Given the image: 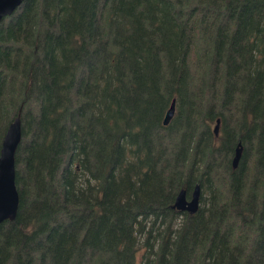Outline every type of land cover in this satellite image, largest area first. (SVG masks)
Here are the masks:
<instances>
[{"label": "trees", "instance_id": "obj_1", "mask_svg": "<svg viewBox=\"0 0 264 264\" xmlns=\"http://www.w3.org/2000/svg\"><path fill=\"white\" fill-rule=\"evenodd\" d=\"M16 116L0 264H264V0H22L0 22V141ZM195 183L209 208L171 209Z\"/></svg>", "mask_w": 264, "mask_h": 264}, {"label": "water", "instance_id": "obj_2", "mask_svg": "<svg viewBox=\"0 0 264 264\" xmlns=\"http://www.w3.org/2000/svg\"><path fill=\"white\" fill-rule=\"evenodd\" d=\"M22 0H0V20L9 15ZM174 113V101L172 100L167 108L162 124L168 123ZM219 119H215L213 133L216 134ZM20 119L14 117L9 122L0 144V223L4 220H13L17 210L18 194L14 183V153L20 142ZM241 146L237 142L230 160V165L234 169L239 162ZM200 197V187L196 183L189 194L186 196L185 188H180L176 193L171 208L176 211H186L194 213L198 209ZM264 206V203H263Z\"/></svg>", "mask_w": 264, "mask_h": 264}, {"label": "rangeland", "instance_id": "obj_3", "mask_svg": "<svg viewBox=\"0 0 264 264\" xmlns=\"http://www.w3.org/2000/svg\"><path fill=\"white\" fill-rule=\"evenodd\" d=\"M201 120H202V123H203V119L202 118L198 119L197 121H201ZM214 123L215 122H214V118H213V119L207 121L206 124H207L208 128L211 130L213 128V126H214ZM218 131H219V135H220L219 126H218V129H217V133H218ZM20 140H21V138H20ZM26 142H29V141L27 140ZM161 143H166V140H161ZM218 144H219V141L217 140L211 146V148H212L211 150H213L211 157H212L213 162L215 160V162L221 163L222 155H221L220 151L218 150ZM193 146H194V148H196V145L193 144ZM245 149H247L246 152H245V156L242 157V155H240L239 162L242 161L243 169L245 171H248L249 169L253 168V156L251 154H249L250 148L248 149V145L243 150H245ZM175 150H180V147H178V149H175ZM231 156L232 155L229 156L228 160H230ZM211 172L216 173L218 176H220V173L222 171L218 170L217 168H214ZM205 179H206L205 177H202L203 181H205ZM252 179H253L252 177H249L246 180V182L247 183H251ZM194 181L197 182V178H195ZM214 182H215V179H214ZM199 186L201 188L202 194L200 196V202L198 204V208L199 209L201 208L203 210L204 209L207 210L209 208V206H210V204H209V202H210L209 190L207 188H205L204 186H202V185H199ZM249 190H250L249 187H247V192H249ZM254 191L259 196V194L261 192V189L257 187ZM223 206H225V205L224 204L218 205V207H223Z\"/></svg>", "mask_w": 264, "mask_h": 264}, {"label": "bare ground", "instance_id": "obj_4", "mask_svg": "<svg viewBox=\"0 0 264 264\" xmlns=\"http://www.w3.org/2000/svg\"><path fill=\"white\" fill-rule=\"evenodd\" d=\"M20 138H21V136H20ZM17 148V147H16ZM182 212H186V211H182Z\"/></svg>", "mask_w": 264, "mask_h": 264}, {"label": "flooded vegetation", "instance_id": "obj_5", "mask_svg": "<svg viewBox=\"0 0 264 264\" xmlns=\"http://www.w3.org/2000/svg\"><path fill=\"white\" fill-rule=\"evenodd\" d=\"M199 202H200V198H199Z\"/></svg>", "mask_w": 264, "mask_h": 264}]
</instances>
